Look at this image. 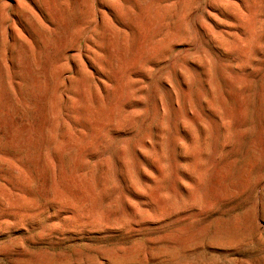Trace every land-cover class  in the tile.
<instances>
[{
	"label": "rangeland",
	"instance_id": "1",
	"mask_svg": "<svg viewBox=\"0 0 264 264\" xmlns=\"http://www.w3.org/2000/svg\"><path fill=\"white\" fill-rule=\"evenodd\" d=\"M0 264H264V0H0Z\"/></svg>",
	"mask_w": 264,
	"mask_h": 264
}]
</instances>
